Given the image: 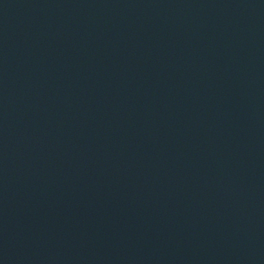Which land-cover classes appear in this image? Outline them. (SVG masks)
Listing matches in <instances>:
<instances>
[{
    "label": "water",
    "instance_id": "obj_1",
    "mask_svg": "<svg viewBox=\"0 0 264 264\" xmlns=\"http://www.w3.org/2000/svg\"><path fill=\"white\" fill-rule=\"evenodd\" d=\"M0 264H264V0H0Z\"/></svg>",
    "mask_w": 264,
    "mask_h": 264
}]
</instances>
